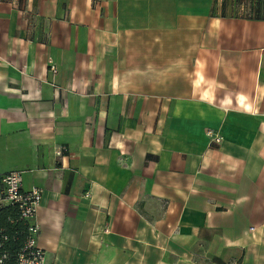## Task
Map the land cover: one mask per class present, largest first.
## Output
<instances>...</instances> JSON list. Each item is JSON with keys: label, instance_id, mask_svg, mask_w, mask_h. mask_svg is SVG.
<instances>
[{"label": "crops", "instance_id": "0c3cea01", "mask_svg": "<svg viewBox=\"0 0 264 264\" xmlns=\"http://www.w3.org/2000/svg\"><path fill=\"white\" fill-rule=\"evenodd\" d=\"M11 170L45 264H264V0H0Z\"/></svg>", "mask_w": 264, "mask_h": 264}, {"label": "built area", "instance_id": "2783aa9c", "mask_svg": "<svg viewBox=\"0 0 264 264\" xmlns=\"http://www.w3.org/2000/svg\"><path fill=\"white\" fill-rule=\"evenodd\" d=\"M50 71H56L50 66ZM211 141L219 142L221 136L208 131ZM61 149L56 150V155L61 154ZM41 200V190L32 187L24 190L21 186V172L11 170L0 174V208L12 205L17 208L19 219L26 223V236L21 249L15 254L13 263L8 261L6 252L2 249L6 236L0 231V264H45L44 251L37 244L39 224L35 221L37 207Z\"/></svg>", "mask_w": 264, "mask_h": 264}, {"label": "trees", "instance_id": "16d2710c", "mask_svg": "<svg viewBox=\"0 0 264 264\" xmlns=\"http://www.w3.org/2000/svg\"><path fill=\"white\" fill-rule=\"evenodd\" d=\"M2 223V224H1ZM0 231L6 236L2 249L13 263L15 254L21 249L26 236V223L19 219L17 208L8 205L0 208Z\"/></svg>", "mask_w": 264, "mask_h": 264}]
</instances>
